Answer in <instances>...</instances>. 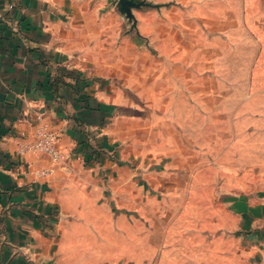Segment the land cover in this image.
Segmentation results:
<instances>
[{
	"label": "rangeland",
	"instance_id": "1",
	"mask_svg": "<svg viewBox=\"0 0 264 264\" xmlns=\"http://www.w3.org/2000/svg\"><path fill=\"white\" fill-rule=\"evenodd\" d=\"M134 1L146 6L129 24L97 28L110 37L99 67L130 104L111 109V149L90 155L112 264H240L219 194L224 181L264 188V0Z\"/></svg>",
	"mask_w": 264,
	"mask_h": 264
},
{
	"label": "crops",
	"instance_id": "2",
	"mask_svg": "<svg viewBox=\"0 0 264 264\" xmlns=\"http://www.w3.org/2000/svg\"><path fill=\"white\" fill-rule=\"evenodd\" d=\"M111 4L0 0V264L115 260L108 236L113 225H98V205L104 198L108 203L109 194L97 191L104 180L91 164L95 149L113 146L112 107L130 105L98 62V43L109 34L97 28L107 27L109 16L112 28L116 18L130 23ZM41 128L58 136L59 160L26 150ZM240 186L221 183L219 202L232 223L222 231L239 243L240 264H264V188ZM196 222L195 231L205 237V223ZM100 233L103 241L94 236ZM193 248L170 247L178 256L185 251L195 257L200 250ZM214 252L210 256H227L223 249Z\"/></svg>",
	"mask_w": 264,
	"mask_h": 264
},
{
	"label": "built area",
	"instance_id": "3",
	"mask_svg": "<svg viewBox=\"0 0 264 264\" xmlns=\"http://www.w3.org/2000/svg\"><path fill=\"white\" fill-rule=\"evenodd\" d=\"M58 143L59 138L54 132L41 128L38 130L35 139L28 143L26 150L30 153H41L54 160H59L62 157V151L58 147Z\"/></svg>",
	"mask_w": 264,
	"mask_h": 264
},
{
	"label": "water",
	"instance_id": "4",
	"mask_svg": "<svg viewBox=\"0 0 264 264\" xmlns=\"http://www.w3.org/2000/svg\"><path fill=\"white\" fill-rule=\"evenodd\" d=\"M142 6H146L145 3H136L134 0H119L117 4V9L122 14H124L130 21L132 18V8H140Z\"/></svg>",
	"mask_w": 264,
	"mask_h": 264
}]
</instances>
